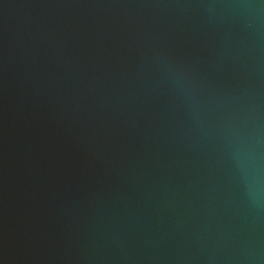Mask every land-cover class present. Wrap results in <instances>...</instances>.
<instances>
[{"label": "water", "instance_id": "water-1", "mask_svg": "<svg viewBox=\"0 0 264 264\" xmlns=\"http://www.w3.org/2000/svg\"><path fill=\"white\" fill-rule=\"evenodd\" d=\"M0 264H264V0H0Z\"/></svg>", "mask_w": 264, "mask_h": 264}]
</instances>
